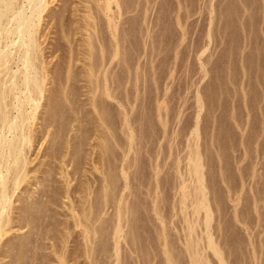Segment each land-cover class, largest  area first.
Here are the masks:
<instances>
[{
  "label": "rangeland",
  "instance_id": "1",
  "mask_svg": "<svg viewBox=\"0 0 264 264\" xmlns=\"http://www.w3.org/2000/svg\"><path fill=\"white\" fill-rule=\"evenodd\" d=\"M51 1L53 91L34 129L49 116L52 125L13 197L19 208L36 198L13 212L14 257L264 264V0H115L109 10L104 0ZM88 14L91 27L78 29ZM89 34L93 61L110 57L109 95L100 72L98 88L87 82L83 61L65 82L71 46Z\"/></svg>",
  "mask_w": 264,
  "mask_h": 264
},
{
  "label": "bare ground",
  "instance_id": "2",
  "mask_svg": "<svg viewBox=\"0 0 264 264\" xmlns=\"http://www.w3.org/2000/svg\"><path fill=\"white\" fill-rule=\"evenodd\" d=\"M86 1H88V0H86ZM104 1H105V4H104L105 9L109 10V9H111L112 2L115 0H104ZM53 2L51 0H0V264H28L25 257H23L25 253L24 254L18 253L19 255L18 256L16 255L14 257L15 254L13 253V251L15 250V248H18V247H13L14 244L12 246L11 245L12 242H11V244H8L9 243L8 239H10L12 237L9 236L10 237L9 238L7 236L10 233L11 234L14 233V229L16 228V226H18V225H14V223H16V221H18V224H20L19 218H18L19 216L16 217L13 214L15 209L16 210L17 209L22 210L25 208L27 210L32 209L34 200L36 199V198L34 199L33 195H30L32 197H29L28 199L26 196V199L28 200V202L25 204L26 200L24 201L25 207H21L22 209L14 205L16 199L14 200L13 197L16 196V198H18L20 196V194H18L19 193L18 190L23 188V185L26 183V181H28V178L30 177L29 175L31 172H30L28 166H29L30 162H32L33 160L31 161V159H29V156H28L29 152L31 151V149L34 145L42 142L43 138L45 137V136L44 137L41 136L42 132L46 131L48 135L50 134L49 128H51V125H52V124L46 123L48 121V119L50 122L52 121V119L50 120L51 117L49 116V118L47 117L48 119L47 118L44 119V121L47 120L46 122H42V124H41L43 126L42 129H40L39 131H36L35 130L36 128L34 129V126L37 124L36 121L39 118H41L38 115V114H41L39 112V109L44 108V106H46L45 103H43L44 104V106H43L42 102L46 101V98L48 95L47 92L51 90L48 87V84H50L52 79H54L53 71L56 68L55 67L54 70H52L53 67L55 66V65L53 66L54 63L51 64L52 61L46 60V59H48V55L51 54V53H48L49 51H46V50H52L51 48L53 47V46L51 47V45H50L51 41L49 40L51 37L50 33L53 30L50 29L51 32L48 33L50 30L49 29H48L49 31L47 30V28H48L47 26H49L51 28L50 25H52L53 27L57 28V26L52 24V23H54V21H52V20L57 19V21H58V16H59L58 14H54V16L51 15V14H53V13H51V12H53V9H51L52 8L51 4H53ZM90 11L91 10H89V12ZM62 16H63V14H62ZM47 17L50 19L51 24L49 23V20L47 19ZM90 17H91V15L88 14L87 16L85 15V17L82 18V20L79 19L82 22H81V24L79 22L78 29H85L88 31L89 27H91ZM61 18H63V17H61ZM83 22H84V24H82ZM55 24L57 25L58 23L55 22ZM80 33H82V31ZM87 36H88L86 38L87 40L83 39L82 40L83 42L81 41L82 43H80L79 48H77V45H75L76 48H74L75 46L74 47L71 46L70 54L68 53L70 55V59L68 62L69 65L67 64L69 67L65 66L68 68L67 69V76H66V79H68V80H65V82L68 81V83H70V80L73 77L72 76V74H73L72 70L74 69L73 67H76L74 65L77 64L76 60L80 61V62L83 61L82 67L86 71V74H87L86 77L88 79L87 82L88 83H90L91 81L96 82L97 81L96 77L103 74L102 75V77L104 78L103 84L105 86L104 91H105L106 95H109L106 88L108 86V75H107V73H109V72H108L107 68H108V65L110 64V61H109L110 57H109V59H106L107 57L104 58L105 54L102 52L103 54H101V59H100L101 62H99V63L94 62L93 59H96V56H95L96 54L94 55L93 50H92L93 45H94L92 43L93 40L91 41L92 37H90V34ZM65 38L68 39V43L71 42L72 41L71 40V38H72L71 33H69ZM53 44H54V42H53ZM71 44H72V42H71ZM55 45L56 44H54V46ZM55 47H54V49H55ZM99 51H101V50H99ZM108 51H110V50H108ZM97 52H98V50H97ZM112 54L115 55L116 52L112 53ZM114 55H112V56H114ZM116 55H115V57H116ZM94 56H95V58H94ZM98 56H99V52H98ZM98 61H99V59H98ZM50 64L53 66L52 68L50 67L51 66ZM80 68H81V66H80ZM58 71H59V69H58ZM85 71H82V72H85ZM99 72L101 74H99ZM54 74H56V73L54 72ZM86 77H84V78L86 79ZM100 79H102L101 76H100ZM57 82H59V81H57ZM62 82L63 81H61V83ZM92 82L90 83V85L92 84ZM98 82H102V80L101 81L99 80ZM92 85H94V84H92ZM95 85L98 88L99 85H97L96 83H95ZM87 87H89V86H87ZM61 88H63V87H61ZM72 88H73V86H72ZM72 88H71V90H72ZM56 89H57V87H56ZM67 89L69 90V87ZM90 89H91V87H89L88 90H90ZM92 89L93 90H90L88 92L89 93L91 92V94H94V92H96V91H94V87ZM63 90L65 91V88ZM51 91H53V90H51ZM51 91L49 94L52 93ZM60 91H62V90H60ZM92 91H94V92L92 93ZM75 92H76V90H75ZM65 93H63V94H65ZM59 95H61V94H59ZM95 96H96V94H95ZM70 98H71V96H70ZM94 98H96V97H94ZM47 108H49L48 105H47ZM45 109H46V107H45ZM47 113H48V111H47ZM43 114H41V115H43ZM54 116H56V115H54ZM42 119L41 120L39 119L40 122L42 121ZM49 121H48V123H49ZM41 125H40V128H41ZM48 131H49V133H48ZM46 137H48V136H46ZM45 141L42 142V145L39 148H42ZM197 170H198V168H197ZM28 194H29V192H28ZM87 198H88V196H87ZM78 207H80V206L78 205ZM72 210H74V209H72ZM86 211H88V210H86ZM88 212L90 213V211H88ZM88 212H86V213H88ZM74 214H76V213H74ZM22 215H24V214H22V212H21L20 213V219H21V217H23ZM86 215L87 214H85V216ZM74 216L77 217V215H74ZM91 217H92V214H91V216L88 214L85 217L86 218L85 226L87 225V227L85 228V229H87V230H85V231H87L86 232L87 233V236H86L87 239L86 240L88 241L87 245H86L88 247H86V248H88L89 251L87 250V252H89V253L92 250L90 248V247H92L91 243L93 240V239L91 240V238H92L91 235H93L92 232H93V230H95V229H93L94 225L92 223L93 221H92ZM77 219H78V217H77ZM81 222H83V220ZM81 222H80V224H81ZM78 224H79V221H78ZM29 227H30V225H29ZM21 228H22V226H21ZM25 239H26V237H25ZM22 241H23V239H22ZM23 243H24V241H23ZM21 244L20 245L18 244V246H21ZM8 246L10 247V249ZM21 247H23V246H21ZM28 247H29V245H28ZM18 250L20 251V253H21V251L23 253L22 249L21 250L18 249ZM25 250H26V246H25ZM62 256L60 255V259H61L60 262H61V264H64L65 262L63 261L64 259ZM6 258L7 259L9 258V260H6ZM65 258H66V256H65ZM91 258H93V257H91ZM29 263L31 264V262H29Z\"/></svg>",
  "mask_w": 264,
  "mask_h": 264
}]
</instances>
